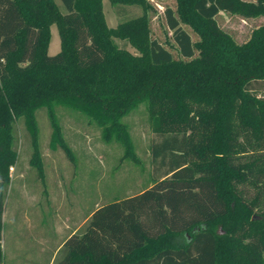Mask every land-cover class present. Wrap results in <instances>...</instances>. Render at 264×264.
Returning <instances> with one entry per match:
<instances>
[{"label":"trees","instance_id":"trees-1","mask_svg":"<svg viewBox=\"0 0 264 264\" xmlns=\"http://www.w3.org/2000/svg\"><path fill=\"white\" fill-rule=\"evenodd\" d=\"M175 1L164 13L178 57L151 37L149 0H110L116 26L103 0H62L66 12L56 0H0V237L20 118L39 170L41 107L51 148L75 155L59 105L137 162L126 117L142 106L156 135L152 184L92 209L50 264H264V20L237 42L215 19L264 15V0ZM53 23L61 48L50 54Z\"/></svg>","mask_w":264,"mask_h":264},{"label":"rangeland","instance_id":"rangeland-1","mask_svg":"<svg viewBox=\"0 0 264 264\" xmlns=\"http://www.w3.org/2000/svg\"><path fill=\"white\" fill-rule=\"evenodd\" d=\"M56 1L66 12L62 0ZM149 2L152 4L149 11L151 37L178 57L164 13L167 7L175 11L176 1ZM103 3L108 24L116 26L119 19L114 7L110 0H103ZM134 10L129 9V13H135ZM215 19L237 42H242L253 27L263 22L264 15L244 16L219 11ZM181 26L193 40L198 38L188 24L181 22ZM51 31L49 53L55 54L61 48L55 23L51 25ZM116 40L122 44L121 39ZM126 47L137 52L129 44ZM65 108L59 105L57 113L63 123L65 137L74 150V158L61 147L51 148L52 126L46 107H41L36 115L42 170L31 162L34 147L24 119L17 121L14 146L19 155L16 164L10 167L11 182L6 187L3 215L4 264H49L51 255L69 234L70 228L62 229L65 223L72 227L85 221V225L92 209L114 197L138 193L152 184L150 177L154 174V164L149 143L156 135L149 128L142 106L126 117L139 159L137 162L132 158H121L122 146L114 140H104L101 128L88 122L82 112L75 111L80 115L64 112ZM217 227L220 233L225 232L221 225Z\"/></svg>","mask_w":264,"mask_h":264},{"label":"crops","instance_id":"crops-1","mask_svg":"<svg viewBox=\"0 0 264 264\" xmlns=\"http://www.w3.org/2000/svg\"><path fill=\"white\" fill-rule=\"evenodd\" d=\"M90 214H91V211H90V213H89V216H90ZM88 218H89V217H88ZM84 222H85V221H84ZM84 222L81 223V224H79V225H77V226H72V227H70L68 223H65V227H63L62 229L67 228V227L70 228V229L68 230V233H69V234L66 236L65 240L68 239L72 234L82 231L83 228H84V226L86 225V224L84 225ZM59 228H60V227H59ZM57 229H58V228H57ZM55 235H56V233H55ZM65 240L62 241V242L60 243L59 247H58V248L53 252V254L51 255L49 264H50L51 262H53V261L56 259V257L58 256V254H59L60 251H61V248H62V246H63Z\"/></svg>","mask_w":264,"mask_h":264},{"label":"built area","instance_id":"built-area-1","mask_svg":"<svg viewBox=\"0 0 264 264\" xmlns=\"http://www.w3.org/2000/svg\"><path fill=\"white\" fill-rule=\"evenodd\" d=\"M3 247H4V239H3V235L0 237V249L2 251L3 254ZM1 264H4V259L2 260Z\"/></svg>","mask_w":264,"mask_h":264}]
</instances>
